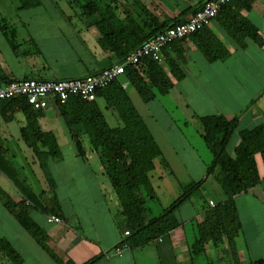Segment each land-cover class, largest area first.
I'll return each instance as SVG.
<instances>
[{"label":"crops","instance_id":"0c3cea01","mask_svg":"<svg viewBox=\"0 0 264 264\" xmlns=\"http://www.w3.org/2000/svg\"><path fill=\"white\" fill-rule=\"evenodd\" d=\"M104 1L110 12L101 15L104 19L101 27L95 22L98 16L83 14L80 8L69 11L37 7L19 9L21 22L29 29V33L23 34L21 38L18 27L12 25L14 32L11 36H14L12 41L15 46L3 35L5 39L0 41V83L25 78L69 79L96 73L115 62L119 63L113 50L103 48L100 43L104 32L111 35L112 42H107V47L122 46L118 41L123 40L121 38L124 36L130 41L144 42L158 31V27L185 21L206 0ZM258 8L255 3L251 10L254 9L258 16L264 18L263 13L256 10ZM260 10L263 12L262 8ZM242 14L253 23L249 11H242ZM219 17L208 25V30L209 34H214L225 44L226 40L218 30ZM254 25L264 37V29ZM244 42L243 48L236 44H225L229 50L228 56L213 62L206 60L192 36L167 44L169 46L164 51L162 49L159 63L164 64V70L174 86L164 95L168 98L167 102L160 103L157 98L149 102L142 101L147 110L144 113L138 110L131 98V92L136 91L134 86L123 74L118 78L160 148L161 155L155 158L154 169L150 174L153 171L157 173L156 176L174 199L181 194V184L204 180L200 186L203 191L199 194L203 198L202 202L191 201L190 197L178 206L175 216L180 225L152 242L158 246L156 252L145 249L149 244L142 248H125L120 256L114 254L113 248L124 238L121 223L118 222L121 209L115 192L90 143L85 149L83 147L84 155L81 156L71 139L73 151L69 158L57 164L61 160L62 150L58 136L49 126L52 124L50 120L53 121L49 109L42 110L37 121L43 131H51L55 135L60 148L58 156L47 158V173L52 183L48 182L40 166V158L36 155L37 150L44 148L38 143L34 149L22 137L21 128L26 126L25 115L15 110L7 120L5 114L0 112V240L11 245L22 264H57L22 226L18 215H25L46 232L47 245L64 262L69 260L74 264H83L99 257L94 264H123L127 256L131 259L128 264H133L138 250L142 249L144 253L147 250L152 252L156 259H165L166 264H195L188 250V241L197 232L196 225L203 221L204 213L209 208L206 203H217L223 196L218 183L206 178L205 161L189 140L182 124L190 119L196 134L201 136L200 116L221 114L226 119L237 117L236 129L239 131L264 123V47H259L250 39ZM196 52H201V55ZM164 54L179 65L184 74L182 78L176 80L172 76ZM232 63H237L240 68H232ZM245 66L247 68H243ZM53 69L60 73H53ZM239 69L241 72L238 73ZM255 87L258 88L261 106H257L258 114L251 115L247 113L251 110L248 109L249 104L244 107L241 100L247 97V101H251L255 95L252 88ZM168 100L172 104H168ZM237 110L241 111L239 115L235 114ZM18 112L22 113L20 117H17ZM111 113L116 125L120 124L116 112L111 109ZM177 115L182 118L180 121L176 119ZM16 118L19 121L17 125L13 122ZM85 136H81L82 144ZM238 143L239 137L233 148ZM256 161L259 181L234 197L241 224L240 209L241 203L247 201L246 194L252 192L257 202L264 206V164L260 154H256ZM153 187L156 192L159 186L156 184ZM209 188L220 195L217 200L205 198ZM86 193H89L90 201L85 202L84 219L79 213L66 212L64 199L72 200L75 204ZM56 202L59 205L58 213L53 208ZM78 205L82 207L81 203ZM70 208L75 209V205ZM49 214L59 216L63 223L47 222ZM257 234L249 240L245 239V244L237 242V235L234 237L239 264H248L250 252H256ZM252 241L255 242L253 250ZM212 248L220 260L219 264H236L226 238L222 239L220 245L206 246L205 253ZM246 254L249 258H246ZM254 260L250 258V261ZM0 264H13L1 249Z\"/></svg>","mask_w":264,"mask_h":264},{"label":"trees","instance_id":"16d2710c","mask_svg":"<svg viewBox=\"0 0 264 264\" xmlns=\"http://www.w3.org/2000/svg\"><path fill=\"white\" fill-rule=\"evenodd\" d=\"M75 1H78V8L83 11V14L98 16L95 22L97 26L101 27V23L104 21L101 15L110 12L108 6L104 4V8H102V0ZM256 2L257 0H231L216 15V17L220 16L218 21L220 25L224 24L233 43L242 48L245 45V39H250L259 47H264V37L248 17L242 14V11H250ZM29 6H32L31 0H20L19 8H28ZM111 16L114 15L111 14ZM0 26L5 29V24ZM169 26L158 27V31L148 39ZM13 32V30L9 32L10 36L13 35ZM10 36V44L15 46L12 41L14 36ZM190 36L194 38L196 46L208 62L222 60L229 54L225 44L214 34H209L208 25L188 37ZM124 37L121 38L123 40L118 41L122 46L111 47L105 46L107 42H112L111 35L104 32L100 39L103 48L113 50L117 56V62L122 61L128 53L143 43L136 42V40L130 41ZM168 46H165L163 51ZM164 60L176 80L183 77V71L180 70L176 61L166 55ZM141 65L139 70L127 67L122 76L134 86L143 102H149L167 94L174 86L173 81L164 70L163 63L145 58ZM100 98L104 100L107 108L116 112L120 124L116 126L108 124L98 103ZM52 108L68 128L67 133L81 156L84 155L81 136L88 137L92 149L100 159L111 188L115 192L121 209L118 222L121 223L120 228L124 238L113 248V252L116 247H123V245H126L125 248L147 246L180 225L176 219L175 210L200 189L204 180L181 184L180 196L167 207L161 206L159 212H154L149 203L151 201L158 203L159 199L153 187L150 173L154 169V160L161 155V151L146 122L138 113L118 79L98 89L93 101L70 97L64 103L56 100ZM15 110L21 111L26 117V126L21 128L26 144L36 149L39 143L44 148V150H37L36 155L40 158V166L45 172L48 182L52 183L47 173V158L58 156L60 148L55 135L51 131H43L39 127L37 120L43 109L32 108L20 97L0 101V112L5 114V119L9 120L12 117L11 112ZM198 118L202 127L201 137L213 155L212 161L206 163L205 176L218 183L223 199L213 205L206 203L209 208L204 213L203 221L196 225L197 232L193 235L192 240L189 239L188 250L191 256L205 253L206 246L220 245L222 239L226 238L231 257L234 263L239 264L233 239L237 235L241 223L234 197L259 181L256 154L261 155L264 164V123L251 129L240 130L238 133L239 143L233 148V152L229 153L226 150V145L234 132L237 117L226 119L221 114H214ZM53 208L55 213H58L57 202ZM18 218L24 229L57 264H74L69 260L64 262L49 248L47 245L48 236L42 228L25 215H18ZM125 232L128 233L125 234ZM0 249L6 253L13 264H22L18 254L7 242L0 240ZM98 258L95 257L83 264H94ZM251 263L262 264L263 260H254Z\"/></svg>","mask_w":264,"mask_h":264},{"label":"rangeland","instance_id":"374dc122","mask_svg":"<svg viewBox=\"0 0 264 264\" xmlns=\"http://www.w3.org/2000/svg\"><path fill=\"white\" fill-rule=\"evenodd\" d=\"M32 1V6L29 7H37V8H42V9H51V8H55V9H60V10H64V11H69L70 9L72 10L73 8H78V1L75 0H31ZM104 3L105 1H101V6L102 8H104ZM20 6V0H0V25L5 24V29H2L0 26V41H2L3 39H5L3 37V35L6 37V40H8V42L10 43V31L13 30L12 29V25H15L18 27L17 31L20 34V37H23V34H28L29 33V29L24 26V24L21 22L22 21V17L21 14L19 13L21 8H19ZM256 6H259L260 8H264V0H258L256 2ZM28 7V8H29ZM260 8L256 9L258 10L261 14L263 13ZM73 9V10H74ZM250 17L253 21L254 24H256L257 26L261 27L262 29H264V18H262V16H258L257 12L253 10L249 11ZM260 15V14H259ZM222 29H221V28ZM14 28V27H13ZM4 30V31H3ZM7 30V31H6ZM219 32L221 33V36L223 38H225L226 42L225 44H234L231 41L230 36L227 33V29L224 28V24H221L218 28ZM8 35V37H7ZM11 37V36H10ZM250 44V43H249ZM253 45V43H252ZM199 53V55H201V52H196ZM240 68V66L237 63H232V68ZM251 67V66H250ZM243 68H247V66L243 67ZM249 68V67H248ZM236 72V71H235ZM237 72H241V69L237 70ZM243 72V71H242ZM53 73H60L57 70L53 69ZM234 75L238 76L239 74L233 73ZM58 76V75H56ZM248 88H250V86H248ZM253 92H255L254 97H252L253 99L251 101H247V97L243 98L241 101L244 103V107L246 105L249 104V108L251 110H248L247 113L253 115L258 114L257 111V106H261L260 103V96H258L259 93L258 92V88H252ZM257 95V96H256ZM264 95V94H263ZM131 98L133 100V102L135 103V105L137 106L138 110L142 113L147 112V110L144 107V104L140 98V96L138 95V93L136 91L131 92ZM264 98V96H263ZM167 97L165 98L164 95H161L159 97H157V100L160 101V103L166 101L167 102ZM99 106L101 108V110L103 111V113L105 114V117L108 121V124L110 126H114L116 125V120L113 117L112 113H111V109L107 108L105 105V102L103 99H99L98 100ZM168 104H172V101L168 100ZM156 105H159L158 103H156ZM228 110V107H225ZM46 109H49V113H51V119H53V121L50 120V122H52V124H50L49 126H51V128L53 129V131L56 133V135L58 136V142L61 144V150H62V157L61 160L57 161V164L62 162V159H67L70 156V153L73 151V144L71 143V138L69 136L68 132V128L64 125V123L62 122L61 118L59 117L58 113L50 106ZM239 110H237L235 112V114H238L241 112H238ZM174 114H176L175 111H173ZM231 112V111H230ZM22 115L21 112H18V116L20 117ZM176 119H182L179 115L176 116ZM149 121V120H148ZM13 122L17 125L18 124V120L17 118L13 120ZM237 125V122H236ZM236 125H235V129L234 132L232 133L227 145H226V150L229 153H232L233 150V146L234 143L236 141V139L239 137L238 133H239V129H236ZM182 127L184 128V131L186 132L189 140L191 141V143L196 147L198 154L200 155V157L207 163H210L213 159V155L212 153L208 150V148L206 147L203 139L201 136H198L196 134L195 128L192 126L191 124V120L189 119V122L183 123ZM85 140H83V147L84 149L86 147H88L89 142H88V138L85 136L84 138ZM171 157V155H170ZM96 159H98V156L96 155ZM202 160V161H203ZM93 161V160H91ZM203 161V162H204ZM94 162V161H93ZM175 162V161H174ZM180 168V167H179ZM186 168V167H185ZM179 172H182L181 170H179ZM156 172L153 171V173L151 174V181L153 183V185L155 186L157 184V186H159L158 188L156 187V192H157V197H158V203L157 202H150L149 205L151 207H153L154 212L157 211L159 212L160 207H166L169 204H171L174 200V197H171V193L169 191H167V188L165 186H163V183L161 181V179H158V176H156ZM184 173H182L183 175ZM181 175V174H179ZM185 176V175H183ZM81 183H83V179H81ZM206 187H208V184L206 185ZM207 189V188H206ZM202 189H199L197 191L194 192V194L191 196V201H198V202H202L203 198L201 196H199V194L202 193ZM254 192V191H253ZM252 192H249L248 194H246L247 196H245V199L247 200L246 203H241V208L240 209V219H241V227L237 233V242H240L242 244H245V239L249 240L251 236H253L254 234H257V232H259V234H257V238H256V244H257V248L254 249V251H256L255 253L250 252V258L255 259V260H263L264 264V206L263 203H258L256 197H254L252 194ZM208 194V195H207ZM207 194H205V198H211L212 200H217L218 196L220 197V195L217 194V192L215 193L214 190H212L211 188L208 189ZM85 195V196H84ZM82 195V197L78 198V201L74 202L72 200H67L64 199V204L66 205V212H72V213H79L81 218L84 219L85 218V202L86 201H90V195L89 193H86ZM63 198V197H62ZM82 205V207L78 204ZM71 205V206H70ZM75 205V209L70 208L73 207ZM87 205V204H86ZM71 210V211H69ZM72 210H75L74 212ZM257 230V231H256ZM193 239V234L191 235L190 240ZM252 245H251V249L253 244L255 243L254 241H252ZM157 245L154 243H151L149 246H147L145 249H148L149 251H153L156 252L157 250ZM153 249V250H151ZM252 249V250H253ZM147 250V253H144V250H138V254H137V258L133 261V264H166L165 259H161L160 257H157V259L154 257V255L152 254V252H149ZM262 256V257H261ZM195 264H219L220 260L217 259V254H215L213 248L210 249L208 252L206 253H201L195 256H192ZM246 258H249V255L246 254ZM250 258L248 259V264H252L250 261ZM131 262V259H128L127 256L124 257L123 259V264H128Z\"/></svg>","mask_w":264,"mask_h":264},{"label":"built area","instance_id":"2783aa9c","mask_svg":"<svg viewBox=\"0 0 264 264\" xmlns=\"http://www.w3.org/2000/svg\"><path fill=\"white\" fill-rule=\"evenodd\" d=\"M231 0H206L203 5L194 11L185 21L167 27L152 38L128 53L123 61L105 67L100 71L87 74L83 77L69 79H11L0 83V101L15 97L23 98L34 109L52 107L58 100L64 103L70 97H79L85 101H93L96 91L110 82L118 79L125 69L130 66L139 70L145 58L161 61L162 49L169 43L184 39L190 34L209 25L222 7ZM210 205L214 203L209 201ZM49 223H63V220L54 214L46 217ZM128 232H125L127 234ZM123 247H116L114 254L122 255Z\"/></svg>","mask_w":264,"mask_h":264}]
</instances>
